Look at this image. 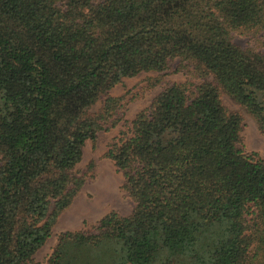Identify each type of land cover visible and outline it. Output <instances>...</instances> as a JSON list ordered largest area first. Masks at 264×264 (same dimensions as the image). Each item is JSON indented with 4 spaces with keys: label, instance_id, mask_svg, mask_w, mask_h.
I'll return each instance as SVG.
<instances>
[{
    "label": "trees",
    "instance_id": "16d2710c",
    "mask_svg": "<svg viewBox=\"0 0 264 264\" xmlns=\"http://www.w3.org/2000/svg\"><path fill=\"white\" fill-rule=\"evenodd\" d=\"M236 33L264 45V0H0V264H37L85 142L121 119L110 89L173 59L200 81L163 87L104 154L131 213L59 233L45 264H264V158L221 98L264 133V51Z\"/></svg>",
    "mask_w": 264,
    "mask_h": 264
},
{
    "label": "rangeland",
    "instance_id": "374dc122",
    "mask_svg": "<svg viewBox=\"0 0 264 264\" xmlns=\"http://www.w3.org/2000/svg\"><path fill=\"white\" fill-rule=\"evenodd\" d=\"M234 41L241 47H255L264 51V45L257 44L251 36L236 33ZM178 63V59L171 60L169 68L163 73L141 72L134 77L123 78L110 89L111 95L123 97L122 106L115 115L121 119L115 126L100 131L95 141L85 142L82 159L75 167L78 174H85V182L71 205L60 214L52 228L51 236L36 251L34 260L37 264H45L57 243L59 233L66 230H89L111 210L122 215L131 213L134 203L121 188L122 172L104 154L113 137L126 130L127 123L137 112L147 107L163 87L187 80L194 83L200 81L190 77L183 70H178ZM221 98L227 108L239 112L243 117L241 138L244 150L257 152L264 158V133L260 131L256 120L227 94L223 93ZM99 105L100 103H97L94 109Z\"/></svg>",
    "mask_w": 264,
    "mask_h": 264
}]
</instances>
